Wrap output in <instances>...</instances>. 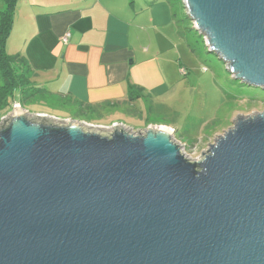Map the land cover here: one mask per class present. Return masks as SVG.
Returning <instances> with one entry per match:
<instances>
[{
  "label": "water",
  "instance_id": "obj_1",
  "mask_svg": "<svg viewBox=\"0 0 264 264\" xmlns=\"http://www.w3.org/2000/svg\"><path fill=\"white\" fill-rule=\"evenodd\" d=\"M182 3L232 79L264 91V0ZM58 121H0V264H264V112L196 160L161 126Z\"/></svg>",
  "mask_w": 264,
  "mask_h": 264
},
{
  "label": "crops",
  "instance_id": "obj_2",
  "mask_svg": "<svg viewBox=\"0 0 264 264\" xmlns=\"http://www.w3.org/2000/svg\"><path fill=\"white\" fill-rule=\"evenodd\" d=\"M7 51L28 63L33 86L44 91L40 99L115 117L172 83L173 2L19 0Z\"/></svg>",
  "mask_w": 264,
  "mask_h": 264
},
{
  "label": "rangeland",
  "instance_id": "obj_3",
  "mask_svg": "<svg viewBox=\"0 0 264 264\" xmlns=\"http://www.w3.org/2000/svg\"><path fill=\"white\" fill-rule=\"evenodd\" d=\"M172 2L175 73L172 83L160 95L150 101L145 95L138 101V109L128 107L127 111L110 118L99 113L80 114L78 106L67 108L60 106V102L40 98L25 108L28 114L52 117L62 123L77 120L83 126L105 130L122 124L132 133L139 130L144 133L149 126H161L172 132L188 158L196 160L202 152L208 151L209 144H214L232 128L238 115L263 113L264 91L232 79L223 61L208 52L203 37L186 15L182 0ZM15 104L24 109L20 102Z\"/></svg>",
  "mask_w": 264,
  "mask_h": 264
},
{
  "label": "trees",
  "instance_id": "obj_4",
  "mask_svg": "<svg viewBox=\"0 0 264 264\" xmlns=\"http://www.w3.org/2000/svg\"><path fill=\"white\" fill-rule=\"evenodd\" d=\"M18 2L0 0V121L12 111L13 103L20 102L25 109L44 94L43 90L33 86L32 71L20 53L10 55L7 51ZM78 109L80 114H87L88 110L97 108L81 105Z\"/></svg>",
  "mask_w": 264,
  "mask_h": 264
},
{
  "label": "built area",
  "instance_id": "obj_5",
  "mask_svg": "<svg viewBox=\"0 0 264 264\" xmlns=\"http://www.w3.org/2000/svg\"><path fill=\"white\" fill-rule=\"evenodd\" d=\"M70 37H71V34L70 33H67L65 35V37L62 39L63 40V43L64 44H67L69 42ZM14 106L17 107L16 104Z\"/></svg>",
  "mask_w": 264,
  "mask_h": 264
},
{
  "label": "bare ground",
  "instance_id": "obj_6",
  "mask_svg": "<svg viewBox=\"0 0 264 264\" xmlns=\"http://www.w3.org/2000/svg\"><path fill=\"white\" fill-rule=\"evenodd\" d=\"M164 128V127H163Z\"/></svg>",
  "mask_w": 264,
  "mask_h": 264
}]
</instances>
